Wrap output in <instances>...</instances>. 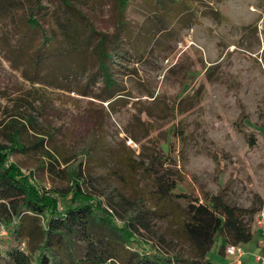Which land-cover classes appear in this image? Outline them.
<instances>
[{
    "label": "rangeland",
    "instance_id": "rangeland-1",
    "mask_svg": "<svg viewBox=\"0 0 264 264\" xmlns=\"http://www.w3.org/2000/svg\"><path fill=\"white\" fill-rule=\"evenodd\" d=\"M71 1L97 33L114 34L117 0ZM155 4L130 0L120 49L101 59L90 48L62 49L61 35L43 43L38 30L27 28L28 6L0 18V149L6 166L28 176L39 195L56 198L61 212L78 204L66 173L75 169L85 179L84 192L107 210L110 196L120 193L145 212L148 228L140 229V245L123 246L96 227L97 237L120 254L105 264H125L130 252L148 251L151 243L173 254L158 244L160 233L178 244L176 252L190 255L187 242L175 236L188 199L163 203L158 176L174 178L176 193L202 197L224 187L230 203L264 209V0H158L157 12ZM39 5L31 15L47 33L55 31L51 17L62 13V1ZM40 139L41 151H12ZM256 214L251 229L258 225ZM110 219L118 227L123 223L113 212ZM3 226L1 251L9 236V224ZM221 238L216 235L206 258L235 264L218 253ZM61 242H51L60 255L54 264H91L83 241L68 243L69 249ZM240 260L255 264L250 253Z\"/></svg>",
    "mask_w": 264,
    "mask_h": 264
},
{
    "label": "trees",
    "instance_id": "trees-1",
    "mask_svg": "<svg viewBox=\"0 0 264 264\" xmlns=\"http://www.w3.org/2000/svg\"><path fill=\"white\" fill-rule=\"evenodd\" d=\"M61 1L63 11L60 15L56 14L51 17L56 23V29L50 33L43 30L38 20L31 15L32 7L41 8L39 0H0V18H8L13 12L28 6L27 28L29 31L38 30L42 35L43 43H51L57 35H61L63 37L62 49L87 53L85 49L90 48L94 53L93 57L96 56L97 59L104 58L107 53L116 54L119 51L122 41L121 34L127 31L124 15L130 0H117L119 17L116 19L114 34L109 37L106 34L97 33L92 23L71 0ZM80 1L86 4L91 0ZM168 1L173 5L179 4V0ZM157 4H155L156 12V7L160 9ZM161 5L159 4L160 7ZM185 7L178 11L184 12ZM158 16L157 20L153 21L157 25L160 19ZM96 35L100 38L93 45ZM98 62L100 68L107 69L102 60ZM104 76L105 82H110L109 73L104 72ZM173 131L172 129V134ZM42 147L43 139H40L29 147L13 148L12 151H22V153L30 150L41 151ZM6 162L7 153L0 149V230L4 227L3 223L9 224L7 228L9 236L6 237L5 248L0 250V264L58 263L60 255L51 244L55 237L62 241L66 249H69L66 246L70 242L74 244L76 241H83L86 248L84 259L90 261L91 264H105L116 254L118 256L120 254L112 250L109 241L105 242L104 239L97 237L96 227L98 225L105 227L109 233L115 235L123 246L134 243L140 245V229L148 228L147 217L143 214L145 212L141 207L132 204L120 193L110 196V210L108 211L104 205L101 206L95 195L84 192L82 184L85 179L80 170L75 169L69 172L64 170L68 175H72V179L69 176L72 181L70 192L76 196L78 204H69L67 209L61 212L58 209L56 198L39 195L28 176L22 175L13 165L6 166ZM52 169L51 163L50 170ZM176 182L172 177L158 176V192L163 198V203L172 202L174 198L179 197L188 199L184 206V219L178 222L175 236L187 242L190 255L183 256L179 254V251L176 252L175 248L178 244L171 240L167 241L164 234L160 233L157 238L158 244L168 246L174 251L173 254H168L159 246L151 243V249L148 251L130 252V257L123 258L125 264H213L206 258V254L211 249L216 235L225 241L218 247L220 254H224L226 244L242 245L252 239L250 221L261 210L259 206L245 207L230 203L225 198L224 187L216 193L204 192L202 197L188 191L176 193L174 191ZM258 202L260 204L262 200L258 198ZM96 209L100 211L96 212ZM112 212L122 218L123 223L120 227L111 221ZM40 219L42 222L39 221ZM27 224L32 226L28 232L25 231ZM92 226L95 232L90 229ZM67 235L71 240L67 239Z\"/></svg>",
    "mask_w": 264,
    "mask_h": 264
},
{
    "label": "built area",
    "instance_id": "built-area-1",
    "mask_svg": "<svg viewBox=\"0 0 264 264\" xmlns=\"http://www.w3.org/2000/svg\"><path fill=\"white\" fill-rule=\"evenodd\" d=\"M257 223L260 230V239L258 242L259 251L253 254L255 264H264V209L262 208L256 214ZM225 254L240 259L245 250L241 244H226L224 248Z\"/></svg>",
    "mask_w": 264,
    "mask_h": 264
},
{
    "label": "crops",
    "instance_id": "crops-1",
    "mask_svg": "<svg viewBox=\"0 0 264 264\" xmlns=\"http://www.w3.org/2000/svg\"><path fill=\"white\" fill-rule=\"evenodd\" d=\"M252 232H253V235H252V239L249 241V242H247V243H245V244H242V247H243V249L245 250V254L246 253H250L252 256H253V254L255 253V252H258L259 251V247H258V242H259V239H260V230H259V226L257 225V226H254L253 228H252ZM223 243H225V241H224V239L223 238H221V244H223ZM244 254V255H245ZM223 255H225V254H223ZM243 255V256H244ZM229 256V255H228ZM242 256V257H243ZM232 257V256H231ZM241 257V258H242ZM240 258V259H241ZM233 259H234V261H235V264H241V260L239 259H236V258H234L233 257ZM254 260V259H253Z\"/></svg>",
    "mask_w": 264,
    "mask_h": 264
}]
</instances>
